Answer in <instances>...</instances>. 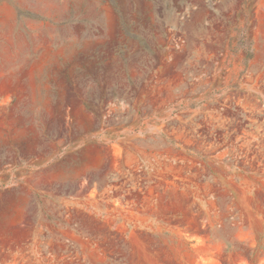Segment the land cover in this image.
Wrapping results in <instances>:
<instances>
[{
    "label": "rangeland",
    "instance_id": "rangeland-1",
    "mask_svg": "<svg viewBox=\"0 0 264 264\" xmlns=\"http://www.w3.org/2000/svg\"><path fill=\"white\" fill-rule=\"evenodd\" d=\"M0 264H264V0H0Z\"/></svg>",
    "mask_w": 264,
    "mask_h": 264
}]
</instances>
